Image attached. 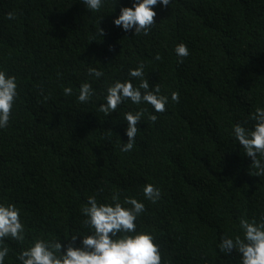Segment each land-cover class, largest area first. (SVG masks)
Instances as JSON below:
<instances>
[{
	"label": "trees",
	"instance_id": "obj_1",
	"mask_svg": "<svg viewBox=\"0 0 264 264\" xmlns=\"http://www.w3.org/2000/svg\"><path fill=\"white\" fill-rule=\"evenodd\" d=\"M133 2L104 0L93 12L82 0H0V71L16 78L18 93L0 128V204H14L25 227L23 242L4 241V264H21L34 239L66 246L78 236L79 247L92 234L82 213L88 198L113 204L117 194L124 207L126 198L145 205L136 230L154 237L162 264H241L219 245L243 238L240 218L264 215V176L252 175L233 132L237 123L252 130L251 114L264 108V0H171L153 8L148 35L113 23ZM181 43L190 53L183 63ZM141 63L150 87L169 98L166 111L131 100L99 111L109 85L139 86L129 71ZM89 67L104 75L89 76ZM86 82L95 95L80 103ZM141 109L134 147L124 152L125 113ZM146 184L161 192L155 203Z\"/></svg>",
	"mask_w": 264,
	"mask_h": 264
},
{
	"label": "clouds",
	"instance_id": "obj_2",
	"mask_svg": "<svg viewBox=\"0 0 264 264\" xmlns=\"http://www.w3.org/2000/svg\"><path fill=\"white\" fill-rule=\"evenodd\" d=\"M83 4L93 12H99L103 7L104 0H82ZM171 0H134L132 7H121L120 14L113 23L122 27L125 32L135 29V35L149 34V30L156 23L157 13L153 10L157 5L165 8ZM9 20L15 19V14H7ZM99 35L104 36V30L99 29ZM176 55L183 63L190 53L188 47L181 43L175 48ZM155 59L161 57L157 54ZM89 76L100 78L102 71L94 67L87 69ZM129 76L138 78L140 84L134 87L131 80L124 82L116 81L106 89V103L101 104L99 111L105 115L116 112L118 107L125 101L131 100L134 104L147 103L152 106L156 113H164L168 104V97L161 95V87L156 84L150 87L144 76V64L129 71ZM64 95L72 94V88H64ZM17 82L14 76H8L0 71V128L7 127L15 99L17 97ZM95 95L90 83H82L79 88L78 101L89 102ZM47 99V98H45ZM171 100L179 102V93L172 92ZM147 109H141L135 113H125L127 121V142L123 144L122 151H131L137 136L138 125ZM148 119L156 122V115H148ZM254 121L252 130L246 129L237 123L234 128V136L239 145L244 149L245 155L252 160L251 167L256 171L253 176H264V108L257 107L251 114ZM259 157V158H258ZM144 196L155 203L161 197V192L152 184H146L143 188ZM113 204L98 203L95 196L88 198V206L82 208L86 217L84 224L92 230L91 235H84L81 245L76 246L78 236H73L65 246L60 240L34 239L26 250L18 255L21 264H162V256L159 246L154 242V237L147 232H137L135 221L145 211V205L135 198H126L124 207L119 202V195L112 197ZM240 229L243 238L236 235L235 238L222 237L219 245L221 252L229 255L235 250L241 256V264H264V215L258 222L247 218H240ZM25 227L20 219V210L14 204H0V264H4L9 254V247L4 243L6 239L18 242L25 240Z\"/></svg>",
	"mask_w": 264,
	"mask_h": 264
}]
</instances>
